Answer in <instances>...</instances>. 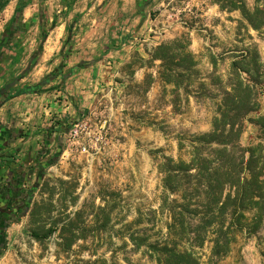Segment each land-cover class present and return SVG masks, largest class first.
Listing matches in <instances>:
<instances>
[{
    "label": "rangeland",
    "instance_id": "obj_1",
    "mask_svg": "<svg viewBox=\"0 0 264 264\" xmlns=\"http://www.w3.org/2000/svg\"><path fill=\"white\" fill-rule=\"evenodd\" d=\"M253 2L150 0L144 7L143 2L138 5L135 15L141 10V28L114 48L116 53L92 89L90 109L69 121L67 132L85 123L89 138L100 141L89 143L86 155H78L77 146L89 138L60 135L56 163L41 172L24 216L4 234L0 264H155L147 246L163 240L170 224L161 206L165 193L159 168L163 159L186 162L194 138L210 130L232 83L233 63L249 70L251 81L239 75L256 102L255 111L240 120L238 145L251 151L257 168H264V26L251 30L237 10L241 4L251 10ZM2 9L0 36L6 18ZM37 39L34 29L21 38L24 53L15 57L14 69L0 77V84L23 74L17 90L59 71L41 90L62 91L66 78L61 76L68 71L56 69L64 50L35 70L38 59L26 69ZM175 40L183 52L172 47L171 61L151 60L155 47ZM185 52L190 62L181 57ZM33 173L28 186L36 180L37 170ZM261 180L264 196V170ZM166 197L176 200L174 195ZM188 209L197 216L185 215V222L201 232L202 209ZM253 212L244 213L247 228L234 232L223 257L210 256L205 238L200 247H189L183 240L179 248L190 249L200 264H264V206L256 225L249 224Z\"/></svg>",
    "mask_w": 264,
    "mask_h": 264
},
{
    "label": "trees",
    "instance_id": "obj_2",
    "mask_svg": "<svg viewBox=\"0 0 264 264\" xmlns=\"http://www.w3.org/2000/svg\"><path fill=\"white\" fill-rule=\"evenodd\" d=\"M8 1L0 0V8H3ZM149 1L145 0L143 5H147ZM253 3L254 6L251 10L246 9L244 4H241L237 10L246 25L251 30L258 31L264 26V0H254ZM22 7L18 4L13 15L19 16ZM42 17V7L38 5L40 21ZM70 29L71 24L65 28L66 36L60 49L61 52L63 50L64 52L61 56L62 62L59 69L64 67L63 61L70 53ZM47 33L48 29L39 27L37 46L28 59L26 69L40 56L41 46ZM177 41L155 47L153 54L149 57L153 61H159L160 64L171 61L175 57L171 54L172 47L181 52L184 50L181 45L177 44ZM181 57L187 60L189 58L190 62L188 53H182ZM84 66L85 64L80 63L76 68ZM230 71L232 83L229 86V91L223 93L215 116L212 118L210 130L194 138L189 159L186 162L163 159V164L159 168L161 189L165 193L161 206L170 216V224L167 226L166 237L163 240L147 246L150 253H154L155 264H200L190 249L179 248L183 240L189 247L192 245L200 247L205 238L210 245V256L213 258L223 257L228 252L234 232L247 228V219L244 217V213L254 211L249 224L256 225L260 220L259 215H261V209L264 206L263 180H261L264 168L260 166L257 168L252 160L251 151L242 150L238 145L241 131L240 120L245 114L255 111L256 102L250 87L242 82L239 75L244 74L248 81H251L249 80V70L240 68L233 63ZM59 75V71L48 74L36 85L17 89L10 98L22 94L40 93L42 87ZM64 79L61 76V80ZM252 84L255 82L252 81ZM69 126L70 123L55 122L52 126L44 129L42 144L36 154L34 166L29 167L27 174L24 172L14 173L19 186L29 181L33 170H37L36 181L39 182L41 172L56 163L61 153V138L54 136L52 139L53 152L48 153L50 136L53 133L65 134ZM54 127L55 129H53ZM5 160L7 159L4 158ZM8 163L7 161L3 162V169L8 167ZM166 195H174L176 200H168ZM189 207L202 209L199 214L201 218L198 221V224L203 225L200 228L201 232L197 230L198 228L191 230L190 225L184 220L185 215L197 216L195 212L188 209ZM25 212H21L19 218L23 217ZM253 230L254 228L251 229V231Z\"/></svg>",
    "mask_w": 264,
    "mask_h": 264
},
{
    "label": "crops",
    "instance_id": "obj_3",
    "mask_svg": "<svg viewBox=\"0 0 264 264\" xmlns=\"http://www.w3.org/2000/svg\"><path fill=\"white\" fill-rule=\"evenodd\" d=\"M144 1L10 0L3 7L1 14L4 13L6 17L4 28L17 5L23 6L18 16V26L22 27L23 31L12 44L1 51L3 60H0V77L14 69L12 67L15 57L22 55L25 49L21 38L31 29L37 33L40 26L48 29L40 56L32 69L35 70L40 62L48 63L60 52L62 37L66 36L65 28L71 24L70 53L63 61V69L68 73L63 75L67 78L60 85L62 91L53 89L49 92L45 90L36 94L17 95L0 107V126L4 130H17L19 135L3 150L6 155L14 152L13 162L4 169V173L27 174L29 167L34 166L36 154L42 144L44 129L55 122L64 124L74 121L82 116L84 109H90L94 93L92 89L104 75L103 69L109 64L110 56L116 53L113 51L114 48L123 43L126 34L134 30L137 32L141 28L143 24L141 10H138L137 15L135 13L138 5ZM143 3L141 7L145 6ZM38 5L42 7L41 21L38 18ZM33 41H36V38ZM27 48L31 49L30 43ZM123 49L120 47V50ZM31 53L32 49L28 51L29 55ZM43 57L48 58L43 60ZM91 61L92 63H89ZM80 63L85 66L76 68ZM60 135L53 133L50 136L48 153H51L54 145L52 139ZM6 161L3 159V162ZM26 185H29V181L22 183L21 188Z\"/></svg>",
    "mask_w": 264,
    "mask_h": 264
},
{
    "label": "flooded vegetation",
    "instance_id": "obj_4",
    "mask_svg": "<svg viewBox=\"0 0 264 264\" xmlns=\"http://www.w3.org/2000/svg\"><path fill=\"white\" fill-rule=\"evenodd\" d=\"M23 28L18 26V16L12 15L6 26L3 28L0 36V60L1 51L21 35ZM24 78L23 74H19L12 79L6 80L0 84V107L4 100H9L13 97L12 94L16 91L15 87ZM4 101V102H6ZM18 131L14 129L4 130L0 126V256L3 248L4 234L8 227L12 225L18 218L19 214L26 211L29 202H27V193L37 182L25 187L19 186L18 180L13 173H4L3 159L6 158L8 166L13 162L12 155L14 152L6 155L3 153L4 148L11 144L18 137ZM33 171L30 175H33ZM29 177V179H30ZM36 179V178H35ZM31 199V198H30ZM30 201V200H29Z\"/></svg>",
    "mask_w": 264,
    "mask_h": 264
},
{
    "label": "built area",
    "instance_id": "obj_5",
    "mask_svg": "<svg viewBox=\"0 0 264 264\" xmlns=\"http://www.w3.org/2000/svg\"><path fill=\"white\" fill-rule=\"evenodd\" d=\"M78 134H81L82 136H84V138H89L90 137V132L88 131V128L86 126V124H82L80 123L79 125H74L72 127V129H70L67 132V137L68 138H74L75 136H77ZM100 141L99 137H94V138H89L87 139V143L86 144H81L77 146L76 152L78 155H86L88 153V144L89 143H98Z\"/></svg>",
    "mask_w": 264,
    "mask_h": 264
},
{
    "label": "water",
    "instance_id": "obj_6",
    "mask_svg": "<svg viewBox=\"0 0 264 264\" xmlns=\"http://www.w3.org/2000/svg\"><path fill=\"white\" fill-rule=\"evenodd\" d=\"M57 69L59 70V66L57 67ZM67 78V76H63V79ZM36 189V184L34 186L31 187V189L28 191L27 193V202H29L30 198L32 197L33 192Z\"/></svg>",
    "mask_w": 264,
    "mask_h": 264
}]
</instances>
